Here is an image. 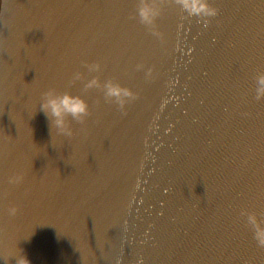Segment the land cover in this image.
I'll use <instances>...</instances> for the list:
<instances>
[{
    "label": "water",
    "instance_id": "95a60500",
    "mask_svg": "<svg viewBox=\"0 0 264 264\" xmlns=\"http://www.w3.org/2000/svg\"><path fill=\"white\" fill-rule=\"evenodd\" d=\"M154 3L147 26L141 0H3L0 264H264L242 215L264 220V0ZM50 90L89 105L71 136L39 111Z\"/></svg>",
    "mask_w": 264,
    "mask_h": 264
},
{
    "label": "clouds",
    "instance_id": "9594fccd",
    "mask_svg": "<svg viewBox=\"0 0 264 264\" xmlns=\"http://www.w3.org/2000/svg\"><path fill=\"white\" fill-rule=\"evenodd\" d=\"M180 8L190 17L210 18L218 15L217 9L213 8L209 0H175ZM2 3V0H0ZM160 15V10L155 6L154 0H141L138 8V16L140 21L151 26L155 23L156 18ZM89 72H99L100 65H87ZM82 79L80 73L74 76L75 81ZM255 94L257 100H264V73H260L255 78ZM102 88L104 96L107 100L114 101L121 109L126 103L133 98V93L121 87L118 83L107 81L101 83L98 77L87 80L84 83L85 91ZM40 112L47 118L50 129L55 128L60 134L65 136L73 135L72 129L69 127L67 118L83 122L90 115L88 103L80 96L70 93L57 94L55 90H50L44 94L40 104ZM22 177H14L10 182L18 183ZM16 208L10 209V213L15 215ZM242 215L246 218L248 227L252 230L254 239L259 247H264V220H262L255 212H244ZM15 264H32L23 249L21 254L15 258Z\"/></svg>",
    "mask_w": 264,
    "mask_h": 264
}]
</instances>
